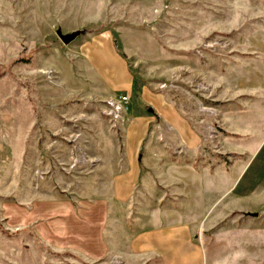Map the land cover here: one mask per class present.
Here are the masks:
<instances>
[{
  "label": "rangeland",
  "instance_id": "374dc122",
  "mask_svg": "<svg viewBox=\"0 0 264 264\" xmlns=\"http://www.w3.org/2000/svg\"><path fill=\"white\" fill-rule=\"evenodd\" d=\"M139 114L153 122L129 210L112 181ZM97 198L117 231L100 262L12 219ZM187 198L206 264H264V0H0V264H158L126 251L124 231Z\"/></svg>",
  "mask_w": 264,
  "mask_h": 264
},
{
  "label": "crops",
  "instance_id": "0c3cea01",
  "mask_svg": "<svg viewBox=\"0 0 264 264\" xmlns=\"http://www.w3.org/2000/svg\"><path fill=\"white\" fill-rule=\"evenodd\" d=\"M152 120L151 117L139 114L131 118L129 122V130L139 127L140 131H135L134 137L128 135L129 145L125 148V153L123 152L126 160L124 170L115 174L112 181L115 192L112 200L115 205L123 206L124 209L128 206L130 210L132 197L135 195L133 190L139 185V180L141 181L143 167L141 149L143 141L149 134ZM165 121L178 130L176 119L167 118ZM178 133L181 132L178 131ZM131 138L133 141L130 145ZM177 165L181 164L177 163L176 166L171 167L174 168ZM155 198L162 200L159 195ZM193 200L187 198L188 203L183 209L176 208L167 212L168 215L163 217L165 220L160 219L158 226L146 228L137 235L132 229L124 231L128 236L132 235L126 238V241L129 240L126 251L139 258L151 257L158 264H206L204 248L193 241L194 234L199 227L196 228L195 222H185L191 217ZM109 201L105 198H97L94 201L83 200L78 203L79 207L68 200L39 201L38 203L46 202V211H43L42 205L38 207L33 205L31 210L15 213L12 219H15L18 226H21L27 218L33 217L35 231L49 246L55 250L71 251L89 261L100 262L111 255L108 234L110 231L111 235L117 233L116 230L108 228L110 224ZM114 255L119 254L114 252Z\"/></svg>",
  "mask_w": 264,
  "mask_h": 264
},
{
  "label": "built area",
  "instance_id": "2783aa9c",
  "mask_svg": "<svg viewBox=\"0 0 264 264\" xmlns=\"http://www.w3.org/2000/svg\"><path fill=\"white\" fill-rule=\"evenodd\" d=\"M130 96H120L118 99L111 101L112 109L111 114L116 119H124V115L129 112Z\"/></svg>",
  "mask_w": 264,
  "mask_h": 264
},
{
  "label": "water",
  "instance_id": "95a60500",
  "mask_svg": "<svg viewBox=\"0 0 264 264\" xmlns=\"http://www.w3.org/2000/svg\"><path fill=\"white\" fill-rule=\"evenodd\" d=\"M79 35H80L79 32H75V33L70 34V35H64L61 31L58 32V37L60 38V40L65 45H69L72 42H74L79 37ZM249 215L254 216V217H258V213H249Z\"/></svg>",
  "mask_w": 264,
  "mask_h": 264
},
{
  "label": "trees",
  "instance_id": "16d2710c",
  "mask_svg": "<svg viewBox=\"0 0 264 264\" xmlns=\"http://www.w3.org/2000/svg\"><path fill=\"white\" fill-rule=\"evenodd\" d=\"M4 232V231H3Z\"/></svg>",
  "mask_w": 264,
  "mask_h": 264
}]
</instances>
